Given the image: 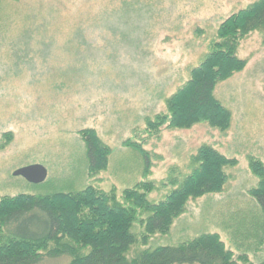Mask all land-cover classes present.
Instances as JSON below:
<instances>
[{
	"label": "rangeland",
	"instance_id": "rangeland-1",
	"mask_svg": "<svg viewBox=\"0 0 264 264\" xmlns=\"http://www.w3.org/2000/svg\"><path fill=\"white\" fill-rule=\"evenodd\" d=\"M257 1L0 0V199L92 187L114 191L127 205V189L151 183L147 200L155 204L173 189L171 178L180 181L194 170L192 157L208 146L236 161L224 169L222 191L189 200L167 233L133 246L126 258L216 234L237 264L263 263V219L249 195L258 180L249 162L264 166V33L238 41L236 56L246 65L215 87L231 114L227 130L206 123L147 129L148 121L167 114V100L189 81L219 26ZM85 130L106 151L102 170L88 168ZM128 142L147 153V172ZM34 165L46 170L43 183L13 176ZM145 218L141 213L131 228L138 240ZM69 261L63 256L45 264Z\"/></svg>",
	"mask_w": 264,
	"mask_h": 264
},
{
	"label": "trees",
	"instance_id": "trees-1",
	"mask_svg": "<svg viewBox=\"0 0 264 264\" xmlns=\"http://www.w3.org/2000/svg\"><path fill=\"white\" fill-rule=\"evenodd\" d=\"M252 32L264 33V0L219 26L217 41L191 71L189 81L167 100V114L147 122L148 133H157L165 125L181 130L199 123L227 130L231 114L215 98L214 90L217 84L244 69L246 62L236 56V49L238 41ZM80 137L89 170H102L106 151L95 133L85 130ZM127 145L139 152L147 172V153L139 144ZM191 163L194 170L180 181L171 178L169 186L173 189L155 204L147 200L154 189L151 183L127 189V205L118 203L114 191L101 193L92 187L80 192L0 199V264H45L63 256L70 258L68 264H237L216 234H202L176 246L141 250L126 258L133 246H146L153 235L167 233L189 200L220 193L228 181L224 169L236 165L234 159L208 146H202ZM249 168L258 180L249 195L259 207L264 225V166L251 159ZM141 213L146 218L140 220L142 234L138 240L131 228ZM50 244L54 248L46 250Z\"/></svg>",
	"mask_w": 264,
	"mask_h": 264
},
{
	"label": "water",
	"instance_id": "water-1",
	"mask_svg": "<svg viewBox=\"0 0 264 264\" xmlns=\"http://www.w3.org/2000/svg\"><path fill=\"white\" fill-rule=\"evenodd\" d=\"M14 177H21L26 182L37 185L45 181L47 172L42 166L34 165L16 170Z\"/></svg>",
	"mask_w": 264,
	"mask_h": 264
}]
</instances>
